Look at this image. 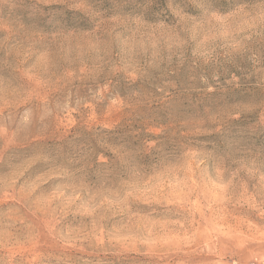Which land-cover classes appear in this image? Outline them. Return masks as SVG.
<instances>
[{
  "label": "rangeland",
  "instance_id": "374dc122",
  "mask_svg": "<svg viewBox=\"0 0 264 264\" xmlns=\"http://www.w3.org/2000/svg\"><path fill=\"white\" fill-rule=\"evenodd\" d=\"M0 264H264V0H0Z\"/></svg>",
  "mask_w": 264,
  "mask_h": 264
}]
</instances>
